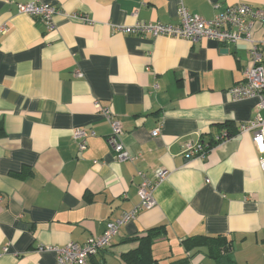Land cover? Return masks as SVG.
<instances>
[{
  "label": "crops",
  "instance_id": "crops-1",
  "mask_svg": "<svg viewBox=\"0 0 264 264\" xmlns=\"http://www.w3.org/2000/svg\"><path fill=\"white\" fill-rule=\"evenodd\" d=\"M36 1L57 8L53 31L18 13V4ZM238 3L264 11V0H0V264H55L47 247L101 236L138 204L137 173L157 169L165 179L155 206L87 264H127L134 239L159 227L153 264H220L204 250L186 251L191 237L229 241L224 264H264V176L251 136L238 132L257 100L228 97L243 82L248 46L117 28L177 24L180 5L210 20ZM253 36L263 42L264 67V27ZM95 103L120 122L131 161L114 156ZM74 129L90 135L83 152ZM222 134L203 158L183 157L185 142Z\"/></svg>",
  "mask_w": 264,
  "mask_h": 264
},
{
  "label": "built area",
  "instance_id": "built-area-1",
  "mask_svg": "<svg viewBox=\"0 0 264 264\" xmlns=\"http://www.w3.org/2000/svg\"><path fill=\"white\" fill-rule=\"evenodd\" d=\"M214 8L218 10V6ZM17 11L20 14L40 19L47 31L55 29L54 17L58 14L56 7L39 3L18 4ZM81 21L88 22L85 16L80 17ZM177 24L163 23H135L132 26L117 27L122 34L149 35L152 38L165 36L175 39H183L190 43L202 39L214 41L219 44L245 43L249 48L250 64L243 72V82L231 87L228 90V97L233 102H240L246 99H256V113L254 117L239 125L240 135L249 134L258 155V166L264 176V67L262 56V41L253 36L257 26L264 27V11L252 6L238 3L227 6L218 11L210 20L203 19L197 14H192L180 5L177 10ZM76 76L80 74L76 72ZM95 108L100 111L110 126L111 133L108 143L114 156L118 161L132 160L120 141L121 124L105 108L95 103ZM263 113L262 115L260 113ZM159 129L152 131L151 135L156 137ZM89 133L83 129H74L72 139L77 144L79 152L86 149ZM226 138V134L219 135L215 142ZM213 147V146H212ZM211 149L208 144L201 141L185 142L182 145V155L185 159L203 158ZM139 184L137 187L138 204L129 212L122 214L114 221L107 222L105 231L101 236L89 238L80 245L69 242L63 247H47L55 254V264H87V260L97 255L100 251L110 247L113 237L118 233L121 226L133 220L138 212L149 210L155 206L153 193L156 187L165 179V172L157 169L149 177L138 172ZM6 250V249H5ZM43 250V249H40Z\"/></svg>",
  "mask_w": 264,
  "mask_h": 264
},
{
  "label": "trees",
  "instance_id": "trees-1",
  "mask_svg": "<svg viewBox=\"0 0 264 264\" xmlns=\"http://www.w3.org/2000/svg\"><path fill=\"white\" fill-rule=\"evenodd\" d=\"M216 142L208 143L212 147ZM162 227L154 228L145 232L143 237H137L138 247L133 252L124 256V261L127 264H153L154 259L151 254L152 240L162 233ZM184 249L188 252L193 250H204L206 254L217 260L220 264H224L223 259L227 255L230 248V242L221 237H191L183 241Z\"/></svg>",
  "mask_w": 264,
  "mask_h": 264
}]
</instances>
